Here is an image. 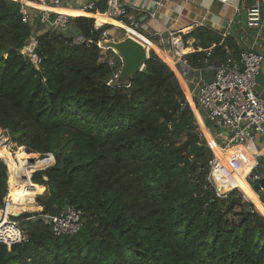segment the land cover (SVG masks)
Segmentation results:
<instances>
[{
    "label": "trees",
    "instance_id": "trees-1",
    "mask_svg": "<svg viewBox=\"0 0 264 264\" xmlns=\"http://www.w3.org/2000/svg\"><path fill=\"white\" fill-rule=\"evenodd\" d=\"M245 1L248 8L255 0ZM105 12L98 0L88 13ZM30 13L23 23L19 4L0 0V127L19 154L50 155L54 164L23 171L10 209L26 211L34 197L38 211L11 219L25 240L9 250L0 244V264H264V216L240 191L219 198L207 185L214 152L174 70L151 50L127 85H110L122 64L116 58L110 65L114 53L97 43L111 25L70 17L64 32ZM76 37L84 43L75 44ZM190 37L194 52L184 60L191 90L190 80L211 81L212 68L242 51L229 33L206 26L182 38ZM218 165L224 172L216 169L212 179L220 192L244 185L243 178L229 186L230 173ZM7 194L0 159V210ZM66 205L81 214V226L55 236L42 216H58Z\"/></svg>",
    "mask_w": 264,
    "mask_h": 264
},
{
    "label": "built area",
    "instance_id": "built-area-1",
    "mask_svg": "<svg viewBox=\"0 0 264 264\" xmlns=\"http://www.w3.org/2000/svg\"><path fill=\"white\" fill-rule=\"evenodd\" d=\"M19 4V13L23 23H28L31 18L30 9L39 12V22L47 26L51 30L68 29V20L70 17L52 11L61 7H71L72 0H13ZM221 4H226L228 0H215ZM98 0H85L80 2L77 11L88 13L91 11ZM107 15L115 20L122 19V23L127 30L135 32L139 37L135 38L140 41L147 49L152 45V41L141 36L136 30L133 13L137 11L145 12L135 3H130L125 0H103ZM90 14V13H88ZM150 17H154L151 13ZM245 25L248 29L255 30L258 33L264 25V7L262 0H255L252 5L246 8ZM204 26V23H195L184 29V32L191 33L197 27ZM108 31L102 32L99 44L108 40ZM159 45L167 44L173 55L176 65L188 67L184 60L183 43L181 38L169 30H164L162 34L157 35ZM75 44L84 43L83 38H74ZM255 42L251 47L242 50L238 58L228 57L222 64H218L212 68L214 78L211 81H206L199 77L196 88V99L198 111L203 113L206 120L212 122L217 129L218 134L215 138L221 141L223 149L233 147H241L245 144H255L258 139L264 140V99L258 96L255 92L256 79L260 72L263 63V56L256 48ZM120 60V59H119ZM110 65H114L112 60H107ZM201 119V118H200ZM203 121V120H201ZM211 150V145L207 142ZM4 148L7 152L14 154L17 150L13 149V142L10 139L6 129L0 127V149ZM15 151V152H13ZM24 151V150H23ZM25 152V151H24ZM27 163L29 167L37 161H42L44 165L41 168L33 170L42 171L54 164L53 158L50 155L39 156V154H28ZM7 168V186L10 177L8 165L4 158L0 157ZM33 162H30V161ZM218 169L224 172V169L218 165L215 157L209 162V175L206 179L207 185L213 186L215 194L219 198H225L226 193L220 192L212 179L213 172ZM260 180L258 174L250 175L247 182L255 183ZM207 189V187H204ZM261 192H264L262 190ZM7 203L4 204V209L0 210V244H4L9 250L12 245L19 244L25 240L18 227V222L11 220L6 216ZM81 214L68 208L58 216L45 215L42 218L51 226V232L55 236L73 235L78 232L81 222Z\"/></svg>",
    "mask_w": 264,
    "mask_h": 264
},
{
    "label": "crops",
    "instance_id": "crops-1",
    "mask_svg": "<svg viewBox=\"0 0 264 264\" xmlns=\"http://www.w3.org/2000/svg\"><path fill=\"white\" fill-rule=\"evenodd\" d=\"M85 0H72L71 7H61L58 9H53L56 12L64 13L68 15V17H77L78 15H83L88 18H92L96 21L98 26L104 25L100 24L98 19L100 17H107L111 20V23H105L114 26L115 28H122L125 29L126 27L118 22L117 20L108 17L107 15L101 14H88L83 13L81 11H77L78 4L80 2H84ZM130 3H135L139 8L144 9L145 12L137 11L133 13L134 16V23H136V30L145 38L152 41V45H150L147 50H152L157 57L163 60L164 63H167L170 68H172L179 78V81L182 87L187 89V98L192 100L196 94L197 82L195 83V91L194 95L190 93V88L187 84V76L184 79L182 76L183 73H179L177 70V65L175 66V61L173 59V55L171 50L167 44L159 45L157 42V35L162 34L164 30H169L172 33L178 35L183 43V50L184 55L188 53L194 52V39L187 38L183 39L186 35L190 33L184 32V29L190 25L195 23H204V26L219 32L222 36L226 34H230L233 39L235 40L236 44L240 49H247L251 47L255 42L257 43L256 48L263 56V63L261 65L260 72L256 79V88L255 92L258 96L264 99V25L262 29L259 31V38L258 33L255 30L248 29L245 25V15H246V6L245 0H228L226 4H221L215 0H125ZM262 5L264 7V0H262ZM153 13L154 17H150V14ZM129 34L133 35L135 38L139 36L130 30H127ZM133 37V38H134ZM162 54L164 57H162ZM109 55V60H116V56ZM193 91V90H192ZM194 104V102H193ZM195 108V104H194ZM200 113V112H199ZM198 113V114H199ZM199 117L201 118L200 114ZM197 118V117H196ZM201 121V119H200ZM202 132L204 133V137L206 141L211 145V151L214 152L215 149L212 148V144L216 147H220V150L217 151L219 153L223 151H230L233 152L235 149H238L239 152L244 156L245 162H248L246 165L248 167L247 173L244 177V185L240 187H231L227 191H231L236 189L241 192L244 198L248 202H251L254 206L255 210L264 216V205L260 199V196H264V192L259 194H255L252 190V187L247 182V178L250 173H253V170L259 169V173L264 171V140L258 139L255 144H245L241 147H233L228 150L223 149L221 147L220 139H216L215 136H212L209 130L203 125L201 122L198 121ZM210 136L211 141L207 139V136ZM219 141V142H218ZM237 152V153H239ZM215 153V152H214ZM213 154V153H212ZM222 154V153H221ZM214 156V155H213ZM261 161V163H260ZM8 167L10 170L16 171V177H10V179L16 178L18 180V185L13 184V190L11 194H13L16 190L22 188V184L20 183V179L23 177L20 176L22 171L16 166L14 167L10 161ZM20 176V177H19ZM227 177L231 178V175H227ZM13 182L8 183V193L10 194V184ZM16 188V189H15ZM45 189V187H43ZM226 191V192H227ZM7 196V195H6ZM11 196H9L10 199ZM6 198V197H5ZM6 198V202L9 201ZM10 204V203H9ZM260 208L259 210L257 208ZM10 208V207H9ZM12 212L11 209H8V212ZM7 212V213H8Z\"/></svg>",
    "mask_w": 264,
    "mask_h": 264
},
{
    "label": "water",
    "instance_id": "water-1",
    "mask_svg": "<svg viewBox=\"0 0 264 264\" xmlns=\"http://www.w3.org/2000/svg\"><path fill=\"white\" fill-rule=\"evenodd\" d=\"M63 31L65 32L67 31V29H64ZM69 31L73 32L74 29L70 28ZM99 47L103 50H111L121 61L122 65L117 76L113 79L112 82H110V85L116 86L127 85L134 75L142 72L145 67V61L148 59L150 52L140 41L130 35H126L125 38L121 41H111L108 39L100 43ZM188 70V67H184V75L182 76L184 79L186 78ZM205 142L207 143V141ZM197 150V146L193 147L190 150L193 158H196ZM30 162L33 161L31 160ZM258 175L260 176V180L255 183L249 184L255 194H259L262 190H264V171H261L260 173H258ZM6 203L7 202L4 199V204ZM68 208L69 206L66 205L63 208V211H66ZM20 215L21 213L13 212L9 214V217L11 219H17L20 217ZM11 258L12 255L9 251L6 259L10 260Z\"/></svg>",
    "mask_w": 264,
    "mask_h": 264
},
{
    "label": "bare ground",
    "instance_id": "bare-ground-1",
    "mask_svg": "<svg viewBox=\"0 0 264 264\" xmlns=\"http://www.w3.org/2000/svg\"><path fill=\"white\" fill-rule=\"evenodd\" d=\"M54 11V10H52ZM56 12V11H55ZM57 13H60V12H57ZM60 14H63V15H66L64 13H60ZM68 16V15H67ZM99 23L100 24H105V23H109L111 20L108 19L107 17H100L98 19ZM181 51H184L183 49ZM188 97V96H187ZM187 101H188V104L190 107H194V104L190 99L187 98ZM212 148L215 149L214 150V157L217 161V163H219L220 165H222L231 175V178L228 177V185L229 186H233V185H240L241 184V179H243L246 175V171L248 169V167L246 166L248 164V162H245L244 160V156L241 154V152L238 151V149H235L233 152L230 153V151H223L221 153L217 152L220 150V147H216L214 144H212ZM239 152V153H237ZM8 154L9 155V159L7 160L8 161H11L12 163H15V161H17L13 156L15 155L12 154L10 155L9 152H7L4 148H1L0 149V157L4 158V154ZM22 158V160H25L26 158L24 157L23 154H19ZM5 159V158H4ZM41 168V167H39ZM19 169L21 170V167H19ZM27 169L24 168L22 170V172ZM8 170H9V173H10V177H16V171L15 170H10V168L8 167ZM35 170V169H34ZM213 174H215V171L213 172ZM22 176V174L20 175ZM19 176V177H20ZM9 177V182H13L12 184H10L12 187L11 188V191L13 190V184H17L18 185V180L16 178L13 179H10ZM16 189V188H15ZM6 200V198H5ZM256 203H254L253 205H255ZM10 213H13V212H8L6 214V216H8Z\"/></svg>",
    "mask_w": 264,
    "mask_h": 264
},
{
    "label": "rangeland",
    "instance_id": "rangeland-1",
    "mask_svg": "<svg viewBox=\"0 0 264 264\" xmlns=\"http://www.w3.org/2000/svg\"><path fill=\"white\" fill-rule=\"evenodd\" d=\"M78 16H81V17H85V16H83V15H78ZM109 25V24H108ZM112 26V25H111ZM108 36H110L108 39L109 40H111V41H121V40H123L124 38H125V36H126V31L124 30V29H122V28H115L114 26H112V29H110L109 31H108ZM149 51H151V50H149ZM112 57H114L113 55H115V54H110ZM116 56V55H115ZM116 58H118V57H116ZM190 83H191V85L193 86V88H192V90L191 89H189L190 90V92H192V93H190L191 95H192V97H193V95H194V91H195V82H193V79L192 80H190ZM191 110H192V112L194 113V117H195V119H196V122H197V124H198V121L199 122H201L202 124H203V121H200V117H199V114L197 113V108H196V106H195V108L194 107H191ZM198 112H200V111H198ZM200 116H201V114H200ZM197 117V118H196ZM201 120H203V117H201ZM204 125V124H203ZM198 126H199V129H200V131H201V134H202V136H203V138H204V140L206 139L205 137H204V133L202 132V130H201V128H200V125L198 124ZM206 141V140H205ZM221 144V143H220ZM13 149H15L14 148V145H13ZM13 152H15V151H13ZM10 155H12L11 153H9ZM4 156V158H5V161H6V164L7 165H9L10 163L9 162H7V160L9 159V155L8 154H4L3 155ZM17 161H15V164H13L11 161V164L14 166V167H21V171L25 168V161H27L26 159H27V156L26 155H24V157L26 158L25 160H22V158H21V156L19 155V153L16 151V153H15V155L13 156ZM44 165V163L42 162V161H37L35 164H33L32 166H28L27 168H31V169H38L39 167H42ZM24 172H22V175H24L23 174ZM19 190V189H18ZM17 191V190H16ZM10 194L8 193L7 194V196H6V198H8L9 199V196H12L13 194H11V189H10ZM262 196V195H261ZM11 198V197H10ZM251 203V202H250ZM10 207V204H9V201H8V203H7V210H6V214H7V212H8V209H10L9 208ZM254 207V206H253ZM38 211V209H37V206H36V203H35V201H34V197H33V199H32V203L30 204V207L26 210V211H19L18 213H25V212H28V213H31V212H37Z\"/></svg>",
    "mask_w": 264,
    "mask_h": 264
}]
</instances>
